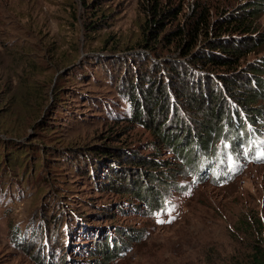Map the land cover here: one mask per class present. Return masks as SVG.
<instances>
[{
	"label": "rangeland",
	"instance_id": "1",
	"mask_svg": "<svg viewBox=\"0 0 264 264\" xmlns=\"http://www.w3.org/2000/svg\"><path fill=\"white\" fill-rule=\"evenodd\" d=\"M146 1L0 0V140L39 164L26 182L0 179V264H248L252 247L264 249V99L243 105L225 94V110L245 123V147L220 134L185 165L148 116H135L130 81L143 89V77L158 80L157 110L174 133L189 114L183 82L197 91L209 75L219 90L223 72L142 47ZM161 1L180 9L181 23L212 5L215 23L249 0ZM225 37L253 46L238 82L264 65V10L249 33ZM168 63L192 70L179 80ZM126 176L162 186L160 204L133 197Z\"/></svg>",
	"mask_w": 264,
	"mask_h": 264
},
{
	"label": "trees",
	"instance_id": "2",
	"mask_svg": "<svg viewBox=\"0 0 264 264\" xmlns=\"http://www.w3.org/2000/svg\"><path fill=\"white\" fill-rule=\"evenodd\" d=\"M262 4L260 0L239 3L233 11L223 14L219 19L216 18L218 20L215 23L212 19V5L205 4L181 23L178 18L180 9H172L168 3H163L161 0L146 1L144 8L146 19L141 30L143 40L140 44L142 47H146L159 57L166 51L176 52L187 63L200 71L223 72L219 74V78L222 79L225 86L223 89L208 88L209 84L205 83L212 81L209 75H204L203 81L197 80L198 86L195 87L197 91L193 88L195 83L194 86L187 87L188 83L183 82L182 89L178 91V97L186 105L189 114L185 121H181V125L174 133L170 129L171 124L165 122L166 120L163 121L166 113H163L162 116V113L160 114L157 110L164 107L165 99L164 92L159 89L158 80L153 79L152 74L148 78L143 77L140 82V85H146L143 89L137 87V82L136 85H133L134 82L130 81L131 87L133 86L130 88V93L132 96L134 95L133 99L137 108L135 116H148L151 125L153 124L154 134L160 138L163 145L174 149L173 152L181 158L185 165L191 166L199 161L198 149L208 150L212 139L220 134L233 140L236 147H240L246 142L245 123L239 119L240 114L237 111L234 113L231 108L225 110L224 97L227 93L231 94L237 100H241L243 105L264 99V79L259 76L261 72L264 73V65H249L248 77L246 76L241 79V82H238V77L244 75L243 70H238L241 60L253 49V46H249V42H245L244 39L233 37L229 39L225 35L229 32L249 33L264 10ZM149 65L152 66V61ZM145 66L147 67V64ZM166 67L169 69L170 76L179 80L192 70L190 69L192 67H188L186 64H181L180 70L174 64L168 63ZM249 75L253 78H250ZM243 87L246 88V91H241ZM165 108V112L169 111L167 105ZM249 117L253 119L254 115H249ZM41 130L47 132L48 128ZM194 144L195 148H193ZM241 146L245 147V144ZM28 153L29 149L14 141L0 140V179L3 176L10 181L16 180V177L19 179L23 177V181L26 182L33 177L39 164L31 163V154ZM58 166H61L60 162ZM122 179L126 189L136 199L144 201L149 207L160 204L162 186L159 187L160 189L153 187L147 184L144 179L130 181L128 176L126 179ZM152 180L156 183L166 184L165 180L160 178ZM127 181L130 182L125 183ZM6 186L4 185V188ZM108 254L105 255L109 256ZM248 264H264V249L260 245L251 248Z\"/></svg>",
	"mask_w": 264,
	"mask_h": 264
},
{
	"label": "clouds",
	"instance_id": "3",
	"mask_svg": "<svg viewBox=\"0 0 264 264\" xmlns=\"http://www.w3.org/2000/svg\"><path fill=\"white\" fill-rule=\"evenodd\" d=\"M251 252V251H250Z\"/></svg>",
	"mask_w": 264,
	"mask_h": 264
}]
</instances>
